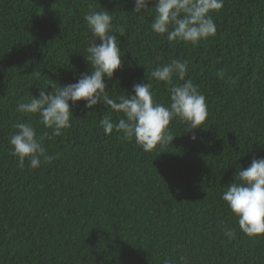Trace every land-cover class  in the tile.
<instances>
[{
    "label": "trees",
    "instance_id": "obj_1",
    "mask_svg": "<svg viewBox=\"0 0 264 264\" xmlns=\"http://www.w3.org/2000/svg\"><path fill=\"white\" fill-rule=\"evenodd\" d=\"M133 7L134 0H0V264H181V256L188 264H264V235H245L221 198L237 166L264 157V0H224L211 13L216 35L195 46L154 33V10ZM105 9L113 31L125 30L115 33L122 66L105 78L108 95L118 101L149 82L154 100L168 105L171 85L150 73L186 60L185 80L207 100L203 126L189 130L174 119L172 144L145 152L134 139L104 133L101 119L123 114L103 104L78 101L71 127L50 139L37 114L16 111L41 87L90 71L84 17ZM25 121L38 137L47 133L43 145L56 157L35 169L11 155L9 137Z\"/></svg>",
    "mask_w": 264,
    "mask_h": 264
},
{
    "label": "clouds",
    "instance_id": "obj_2",
    "mask_svg": "<svg viewBox=\"0 0 264 264\" xmlns=\"http://www.w3.org/2000/svg\"><path fill=\"white\" fill-rule=\"evenodd\" d=\"M153 5L149 7V5ZM224 0H134L133 12L142 13L154 10L155 16L151 30L161 36L166 35L169 42H187L199 44L216 35V25L211 13L219 11ZM92 39L84 52V59L90 64L89 72L80 73L74 83L49 84L39 89L38 98L32 97L27 102L17 105V112L37 114L45 128L51 129V137L62 135V130L71 127L72 108L78 101H84L85 108L103 104L122 117L113 120L105 116L100 124L106 135L113 131L124 141L135 140L143 151L151 152L157 145L163 147L172 144L174 135L169 124L179 119L189 124V130L204 125L208 117L207 100L191 79L185 80L188 62L173 59L170 63L159 64L150 75L154 80L171 85L168 105L154 100L152 84L136 83L134 94L121 96L117 101L106 90L105 78L111 79L114 72L121 68L120 41L115 35H125L123 28L113 31V16L107 9L92 10L84 17ZM220 78L224 72H218ZM183 83H173V77ZM235 83V81H233ZM49 86L51 91H48ZM16 129L9 137L11 155L18 157V167L24 168L25 159L28 167L38 168L42 162L49 163L56 157L49 154L43 140L37 136L36 129L30 122L14 125ZM196 140L195 132L190 137ZM234 182L227 185L221 198L227 203L232 213L238 218L240 230L249 237L264 235V157L253 156L246 168L237 166ZM229 239L236 237L232 227L222 229ZM181 264H188L184 256ZM164 264H175L165 259Z\"/></svg>",
    "mask_w": 264,
    "mask_h": 264
}]
</instances>
